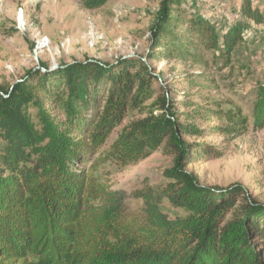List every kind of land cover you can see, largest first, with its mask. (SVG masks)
Returning a JSON list of instances; mask_svg holds the SVG:
<instances>
[{
    "label": "trees",
    "instance_id": "1",
    "mask_svg": "<svg viewBox=\"0 0 264 264\" xmlns=\"http://www.w3.org/2000/svg\"><path fill=\"white\" fill-rule=\"evenodd\" d=\"M77 1L96 11L115 0ZM176 1L160 2L152 58L155 50L163 55L161 41L179 24ZM241 14L263 23L251 0L242 1ZM188 21L185 42L195 49L182 48L176 57L194 66L206 67L208 52L228 61L242 41L236 25L219 35L200 17ZM155 81L140 59H128L115 65L75 62L0 86V264H264V205L240 186L200 185L184 170L186 163L224 153L182 139L205 135L204 128L188 123L194 116L218 123L209 128L215 136L264 130V86L250 116L206 104L180 122L165 95L153 106L158 114L146 111L157 93ZM130 109L144 116L123 127L105 149ZM162 146L174 156L173 184L160 193L149 188L137 193L143 202L139 214L95 204L107 195L94 177L102 165L123 169ZM162 201L183 216L170 217Z\"/></svg>",
    "mask_w": 264,
    "mask_h": 264
},
{
    "label": "rangeland",
    "instance_id": "2",
    "mask_svg": "<svg viewBox=\"0 0 264 264\" xmlns=\"http://www.w3.org/2000/svg\"><path fill=\"white\" fill-rule=\"evenodd\" d=\"M242 1H176L173 16L179 24L161 41L163 55L155 50L157 55L152 58L151 30L161 0H115L96 11L85 10L77 0H0V86L8 88L28 72H50L75 62L115 65L119 60L140 59L156 79L157 93L144 105L147 112L158 114L153 106L158 96L165 95L180 122L206 104L213 110L240 109L250 116L257 90L264 86V0H251L263 16L259 25L242 16ZM193 17L202 18L219 35L233 25L240 28L242 41L228 61L219 52L206 53V67L176 57L182 48L187 47L188 52L195 49L185 42L188 20ZM171 52L173 57H168ZM189 80L195 89L190 90ZM143 116L138 110H128L105 149L123 127ZM195 117L188 123L204 128L205 135L182 139L189 144L214 145L224 155L202 161L189 159L184 170L204 187L240 186L250 200L264 205V130L249 129L238 137L215 136L209 128L218 123ZM173 165L174 156L164 146L123 169L104 164L94 177L107 189V195L95 204L139 214L143 202L136 194L148 188L160 193L170 187ZM161 207L170 217L183 216L166 201Z\"/></svg>",
    "mask_w": 264,
    "mask_h": 264
},
{
    "label": "bare ground",
    "instance_id": "3",
    "mask_svg": "<svg viewBox=\"0 0 264 264\" xmlns=\"http://www.w3.org/2000/svg\"><path fill=\"white\" fill-rule=\"evenodd\" d=\"M39 48H42V46H39L38 49H39Z\"/></svg>",
    "mask_w": 264,
    "mask_h": 264
},
{
    "label": "water",
    "instance_id": "4",
    "mask_svg": "<svg viewBox=\"0 0 264 264\" xmlns=\"http://www.w3.org/2000/svg\"><path fill=\"white\" fill-rule=\"evenodd\" d=\"M53 69V68H52Z\"/></svg>",
    "mask_w": 264,
    "mask_h": 264
}]
</instances>
